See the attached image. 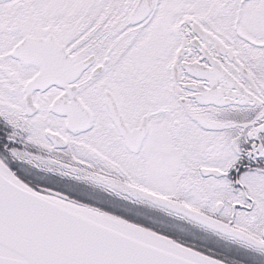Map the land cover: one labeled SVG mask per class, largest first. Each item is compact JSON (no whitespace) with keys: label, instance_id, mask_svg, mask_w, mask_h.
Instances as JSON below:
<instances>
[{"label":"snow or ice","instance_id":"obj_1","mask_svg":"<svg viewBox=\"0 0 264 264\" xmlns=\"http://www.w3.org/2000/svg\"><path fill=\"white\" fill-rule=\"evenodd\" d=\"M0 264H264V0H0Z\"/></svg>","mask_w":264,"mask_h":264}]
</instances>
